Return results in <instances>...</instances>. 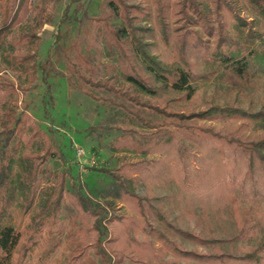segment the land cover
I'll return each instance as SVG.
<instances>
[{
  "label": "trees",
  "instance_id": "obj_1",
  "mask_svg": "<svg viewBox=\"0 0 264 264\" xmlns=\"http://www.w3.org/2000/svg\"><path fill=\"white\" fill-rule=\"evenodd\" d=\"M71 1L77 5L72 14L65 8L61 24L82 25L86 11L80 0ZM116 1L114 6L120 7L123 23H104L105 44L116 55L118 65H108L104 78L87 76L76 68L75 71L81 83L133 104L135 109L128 111V115L139 128L151 134L164 130L168 135L165 139L152 137L144 144L127 137L117 141L118 145L157 156L124 164V173L113 174V195L131 214L113 211L109 216L105 207L83 194L65 195L62 177L58 191L46 193L51 188L42 185L37 174L51 156L49 146H44L41 153L22 150L23 139L29 140V134L33 137L41 132L26 112L0 113V264H32L27 259L33 254L40 258L34 264H45L65 232V217L76 219L77 215L83 221L80 231L84 237L63 262L53 260L50 264H77L88 248L101 256L105 264L159 260L155 242L160 245V254L168 253L196 264H264V133L252 136L244 132L249 122L264 125V104L257 110H248L234 98L222 103L208 100L198 109L170 111L150 98L161 83L175 74L157 53L159 42L170 45L171 33L181 37L195 33V51L220 69L238 76L264 78V0H245L248 14L242 13L239 0H209V6L201 5L200 0H153L158 6L155 10L149 0L144 4ZM17 13L18 8L1 17L0 47L12 30ZM183 20L198 30L183 32L179 25ZM63 33L66 31L60 29L55 34L54 47L36 64L48 98L52 97L49 78L60 74L56 65L62 57L68 60ZM198 34L209 39L205 48L196 43L201 36ZM15 36L20 44L38 38L36 32L24 30L15 32ZM32 57L29 52L21 56L25 69ZM176 58L180 70L191 71L184 41L177 42ZM2 99L0 92V102ZM221 120L234 125L228 129L213 125ZM22 159L26 162L27 182L19 180L24 170ZM162 173L181 189L177 205L184 212L196 215L199 209L200 216L205 217L219 207L227 208L234 219L235 234L219 238L195 233L175 224L150 197L137 193L141 182L160 178ZM69 204L76 208L75 213ZM24 217L26 230L21 228ZM57 221L53 231L49 225ZM106 222L111 224L110 228ZM46 229L47 236L43 235ZM176 237L208 250L186 249Z\"/></svg>",
  "mask_w": 264,
  "mask_h": 264
},
{
  "label": "rangeland",
  "instance_id": "obj_2",
  "mask_svg": "<svg viewBox=\"0 0 264 264\" xmlns=\"http://www.w3.org/2000/svg\"><path fill=\"white\" fill-rule=\"evenodd\" d=\"M109 1L112 0H80L87 18L83 20L82 25L77 23L63 25L61 19L65 8L68 7V13L72 14L76 2L22 0L19 5V0H0V19L4 12L11 14L18 8L14 26L0 47V92L3 93L0 113L16 115L26 112L41 132L40 135L33 137L29 134V140L23 139L22 150L41 153L44 146H49L51 156L37 174V178L43 180L42 185L51 188V191L46 193L55 194L62 177L65 195L74 197L78 193L83 194L93 203L105 207L107 215L110 216L113 211L116 214H131L113 195L115 190L113 174L124 173L121 169L124 164L143 159L151 160L157 156L154 153H141L127 145H118L117 141L127 137L144 144L152 137L165 139L168 133L163 130L151 134L147 129L139 128L128 115V111L135 109L133 104L81 83L75 71L76 68L87 76L104 78L107 76L108 65H118L116 55L105 44L107 31L104 22L107 20L111 25L118 26L123 20L120 7L114 6L117 1L113 0V3ZM124 1L144 4L147 0ZM149 2L153 10L158 7L153 0ZM200 2L203 6H209V0ZM239 3L242 13L248 14L245 0H239ZM179 25L182 26L183 32L198 30L197 26L185 20ZM60 29L62 32L66 31L62 40L68 60L62 57L56 65L60 74L49 78L52 97L48 98L44 93L45 84L41 81V73L36 64L52 50L54 36ZM23 30L36 32L38 38L20 44L16 41L15 32ZM193 34L195 33H186L181 37L171 33L169 46L159 42L157 53L167 66L175 70V74L157 87L155 94L150 96L152 101L166 110L188 111L201 108L208 100L222 103L237 98L243 108L259 109L264 104V78L238 76L229 70L218 68L209 58L201 57L195 51L192 45L195 39L192 38ZM198 35L201 36L197 38L196 43L205 48L210 43L209 39L203 34ZM181 41H184L186 56L191 65V71L187 73L179 69L176 58L177 42ZM27 52L33 57L29 61L28 69H25L20 60ZM177 69L179 71H176ZM212 70L214 74L209 75ZM213 125L219 129H228L234 124L221 120L214 122ZM244 132L252 136L264 133V125L249 122ZM22 163L24 170L19 180L27 182L24 159ZM136 191L141 197H150L153 204L167 212L175 224L195 233L219 238L235 234L234 219L227 208L219 207L205 217L200 216L199 209H196V215L184 212L177 205V196L181 189L174 181L168 179L166 173H162L160 178L141 182ZM41 198L43 201L46 200L45 196ZM38 202L39 198L36 200V203ZM68 207L72 213L76 212L75 207L70 204ZM96 211L101 212L97 208ZM58 223L59 221L49 227L55 231ZM26 224L24 217L21 223L23 230H26ZM82 224L79 215L76 219L65 217V232L59 236L60 243L44 261L45 264H50L53 260L59 262L65 260L67 253L84 237V233L80 231ZM105 224L109 226L108 228L111 227V224L107 222ZM47 230L43 235L47 236ZM176 239L186 249L208 250L206 246H200L187 239L181 237ZM154 246L155 253L159 254V260L143 262L128 260L125 264H196L191 260L174 258L168 253L160 254L158 242H155ZM27 261L34 264L39 262L40 258L33 254ZM77 264H105V261L88 248L77 260Z\"/></svg>",
  "mask_w": 264,
  "mask_h": 264
}]
</instances>
